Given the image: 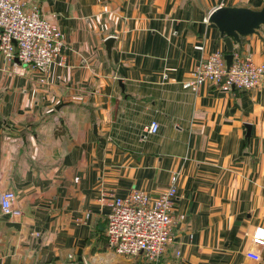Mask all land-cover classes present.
<instances>
[{
  "label": "crops",
  "instance_id": "0c3cea01",
  "mask_svg": "<svg viewBox=\"0 0 264 264\" xmlns=\"http://www.w3.org/2000/svg\"><path fill=\"white\" fill-rule=\"evenodd\" d=\"M28 1L65 46L45 84L0 54V264H264L253 243L264 228V82L186 87L202 59L226 54L213 10L264 0ZM235 56L264 64V28ZM173 174V242L157 262L115 261L103 191L156 195ZM5 191L19 213L3 215Z\"/></svg>",
  "mask_w": 264,
  "mask_h": 264
},
{
  "label": "built area",
  "instance_id": "2783aa9c",
  "mask_svg": "<svg viewBox=\"0 0 264 264\" xmlns=\"http://www.w3.org/2000/svg\"><path fill=\"white\" fill-rule=\"evenodd\" d=\"M63 35L59 27L44 17L38 3L28 0H0V54L7 61L17 60L18 74L25 75L30 68L40 74L45 84L53 64L64 51ZM21 65V67H20ZM264 82V64H257L251 57H234L227 67L225 53L217 51L202 59L193 78L186 87L198 91L205 84L222 87L225 91L253 90ZM159 124L152 122L148 132L156 134ZM178 174H173L169 185L156 195L144 190H133L125 197L103 191L106 202L108 252L114 257H143L157 262L174 240L176 219L173 214L178 192ZM14 191L1 194L4 216L19 213L13 209ZM253 243L264 246V228L258 227ZM248 257L260 261L261 257L249 253Z\"/></svg>",
  "mask_w": 264,
  "mask_h": 264
},
{
  "label": "water",
  "instance_id": "95a60500",
  "mask_svg": "<svg viewBox=\"0 0 264 264\" xmlns=\"http://www.w3.org/2000/svg\"><path fill=\"white\" fill-rule=\"evenodd\" d=\"M209 21L215 24L226 45L225 61L230 68L234 59V44L240 45L242 38L258 34L264 28V6L261 9H252L245 6H220L210 14ZM115 38H109L105 45L106 50L111 55ZM249 138L251 136V126H246ZM115 261H123L118 257ZM81 264V263H79Z\"/></svg>",
  "mask_w": 264,
  "mask_h": 264
}]
</instances>
